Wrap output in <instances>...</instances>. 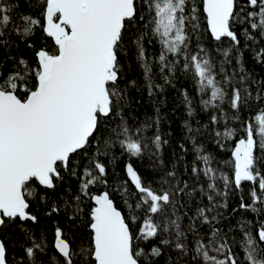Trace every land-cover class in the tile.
<instances>
[{"label":"snow or ice","instance_id":"1","mask_svg":"<svg viewBox=\"0 0 264 264\" xmlns=\"http://www.w3.org/2000/svg\"><path fill=\"white\" fill-rule=\"evenodd\" d=\"M257 68L264 0H0V264H264Z\"/></svg>","mask_w":264,"mask_h":264},{"label":"trees","instance_id":"2","mask_svg":"<svg viewBox=\"0 0 264 264\" xmlns=\"http://www.w3.org/2000/svg\"><path fill=\"white\" fill-rule=\"evenodd\" d=\"M256 71L260 72L261 75H264V71H262L261 69L257 68ZM138 73H139V69H133V71L131 73H129V75L131 76L133 74H138ZM173 95H174V93H173ZM173 109H174V111H173ZM162 111L165 114V116L168 118V120L171 121L170 127H171V131L173 132V136L175 138L172 143H173V146H175L176 141L182 135L181 130L183 127V120L185 118L183 106L182 105L176 106L170 100V102L165 107H163ZM144 112H148L149 114H151V112H152L151 105L148 102L146 95H145L144 103L139 109V113L141 114V117H142V114ZM197 119H200L205 123L207 122L206 118L203 115L198 116ZM206 146L210 149L213 147L210 143L207 144ZM190 158L191 157H189V159ZM119 167H122V163L119 165ZM119 167L117 168V171H119Z\"/></svg>","mask_w":264,"mask_h":264}]
</instances>
